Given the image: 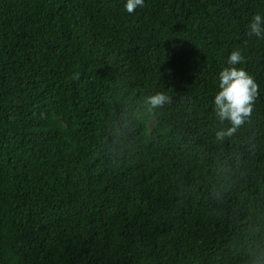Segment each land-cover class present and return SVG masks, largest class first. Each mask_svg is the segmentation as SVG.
Returning <instances> with one entry per match:
<instances>
[{
	"label": "trees",
	"instance_id": "1",
	"mask_svg": "<svg viewBox=\"0 0 264 264\" xmlns=\"http://www.w3.org/2000/svg\"><path fill=\"white\" fill-rule=\"evenodd\" d=\"M126 3L0 0V264H264V0ZM234 50L260 94L218 141Z\"/></svg>",
	"mask_w": 264,
	"mask_h": 264
},
{
	"label": "clouds",
	"instance_id": "2",
	"mask_svg": "<svg viewBox=\"0 0 264 264\" xmlns=\"http://www.w3.org/2000/svg\"><path fill=\"white\" fill-rule=\"evenodd\" d=\"M137 6L143 7L144 0H127L125 10L133 13ZM248 35L264 39V19L260 14L254 15L248 24ZM229 67L219 73V91L214 97V111L218 119L228 121L231 125L226 130L218 131L216 139L223 141L233 136L247 121L253 112L254 104L259 96V85L242 67L245 58L239 50H234L228 57ZM78 78V74L77 77ZM149 111L171 103L164 93H157L146 100Z\"/></svg>",
	"mask_w": 264,
	"mask_h": 264
}]
</instances>
